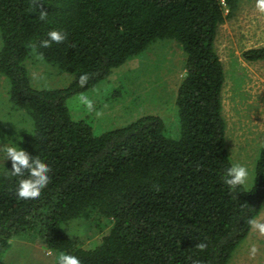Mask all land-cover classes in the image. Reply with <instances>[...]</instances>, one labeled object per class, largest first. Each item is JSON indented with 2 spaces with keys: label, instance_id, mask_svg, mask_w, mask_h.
Listing matches in <instances>:
<instances>
[{
  "label": "trees",
  "instance_id": "trees-1",
  "mask_svg": "<svg viewBox=\"0 0 264 264\" xmlns=\"http://www.w3.org/2000/svg\"><path fill=\"white\" fill-rule=\"evenodd\" d=\"M36 3L33 11V0H0V74L9 82L12 107L31 118L19 147L50 167V183L39 199L20 201L21 178L7 174L11 162L0 171V264H8L11 240L38 224L56 256L75 255L80 264H229L264 204V144L253 188L229 191L222 179L233 162L223 115L226 75L215 41L229 16L225 9L234 11L237 0ZM51 31L65 34L64 43L38 51L61 73L75 75L68 88L34 87L25 63L29 45ZM163 39L176 40L187 55L173 124L146 114L97 135L91 124L73 118L72 93L98 84ZM244 56L264 60V47ZM83 74L89 79L82 86ZM95 214L111 227L87 248L72 222ZM199 243L207 247L201 251Z\"/></svg>",
  "mask_w": 264,
  "mask_h": 264
},
{
  "label": "rangeland",
  "instance_id": "rangeland-1",
  "mask_svg": "<svg viewBox=\"0 0 264 264\" xmlns=\"http://www.w3.org/2000/svg\"><path fill=\"white\" fill-rule=\"evenodd\" d=\"M227 7V6H226ZM218 28L215 46L225 70L222 91L227 147L233 164L245 165L251 173L247 189L255 183L256 159L264 144V60L249 61L244 53L264 47V14L255 0H237L234 11ZM1 47V36H0ZM187 55L176 40L163 39L151 44L140 55L114 69L103 81L72 93L67 105L75 120L91 124L94 133L126 126L146 114L159 115L168 125L177 115V92L186 73ZM32 85L39 89L68 88L75 80L71 73H61L56 66L31 55L25 61ZM9 82L0 74V171L7 166L5 144L17 141L31 128V118L24 110H15L9 102ZM87 97L92 107L81 99ZM264 223V204L256 218ZM86 224H85V223ZM72 222L85 238L87 248L98 244L111 227L99 214L88 221ZM26 233L11 240L5 251L8 264H55L56 253L46 245L45 232ZM256 252L252 254L251 249ZM229 264H264V233L251 229L234 252Z\"/></svg>",
  "mask_w": 264,
  "mask_h": 264
},
{
  "label": "clouds",
  "instance_id": "clouds-1",
  "mask_svg": "<svg viewBox=\"0 0 264 264\" xmlns=\"http://www.w3.org/2000/svg\"><path fill=\"white\" fill-rule=\"evenodd\" d=\"M36 5V0H33L31 10H37ZM255 7L259 13L264 14V0H255ZM39 19L47 21V13L45 11H39ZM65 39V34L51 31L47 34L46 40L41 41L39 45L32 43L29 47L32 54L35 55L37 59H43L42 54L38 51L39 48L47 49L51 47L52 44L60 45L64 43ZM88 79L89 77L87 74L80 75L79 83L83 86L87 83ZM81 99L89 108L92 107V103L87 97H81ZM3 151L6 154L7 160L11 161V169H7V174L12 177L21 178L16 188V198L20 201H35L39 199L43 190L50 183V167L40 159L30 157L18 146L17 141L11 144H5L3 146ZM222 179L229 191L238 192L240 188L248 186L251 173L245 165L234 163L226 168ZM249 223L253 229H257L261 233H264V223H260L255 219L250 220ZM196 246L201 251L207 247L205 243H199ZM251 252L255 254V247L251 249ZM56 264H80V260L75 255L60 252L56 256Z\"/></svg>",
  "mask_w": 264,
  "mask_h": 264
}]
</instances>
